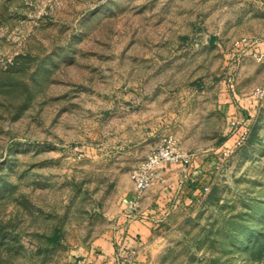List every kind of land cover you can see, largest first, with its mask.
<instances>
[{"label":"rangeland","instance_id":"1","mask_svg":"<svg viewBox=\"0 0 264 264\" xmlns=\"http://www.w3.org/2000/svg\"><path fill=\"white\" fill-rule=\"evenodd\" d=\"M148 135L208 190L146 262L264 264V0H0V264H71Z\"/></svg>","mask_w":264,"mask_h":264},{"label":"crops","instance_id":"2","mask_svg":"<svg viewBox=\"0 0 264 264\" xmlns=\"http://www.w3.org/2000/svg\"><path fill=\"white\" fill-rule=\"evenodd\" d=\"M246 103L250 111L247 120L250 121L254 118L257 98ZM219 108H225L231 113L236 106L225 102L224 106L220 103ZM236 136L239 137L238 134ZM157 143L155 135L145 136L144 139L127 144L124 151L119 150V157H126L125 167L132 170ZM204 167L205 161L200 157H196L190 164L164 163L161 168L162 178L141 197L138 211H132L128 201L135 194L134 182L132 178L123 179L122 174L115 186L111 185L117 192L96 203L95 209L100 212V216H105V224L93 233V239L85 240L71 249V264H121L120 256L129 252L136 253L135 262L129 264H148L147 256L155 242L153 237L166 217L181 200H195L204 192Z\"/></svg>","mask_w":264,"mask_h":264},{"label":"built area","instance_id":"3","mask_svg":"<svg viewBox=\"0 0 264 264\" xmlns=\"http://www.w3.org/2000/svg\"><path fill=\"white\" fill-rule=\"evenodd\" d=\"M246 134L247 131L242 134L240 140H242ZM191 161L190 154L176 146L173 135H169L162 145L156 146L144 159L140 160L131 171L135 194L130 197L128 201L132 211H138L140 209L141 197L162 178L161 168L164 163L181 162L183 164H190ZM204 190L207 191L208 187L205 186ZM122 264H125V262L123 261Z\"/></svg>","mask_w":264,"mask_h":264}]
</instances>
